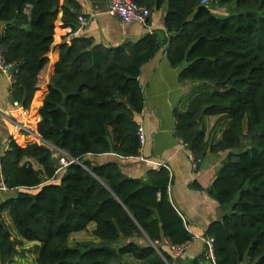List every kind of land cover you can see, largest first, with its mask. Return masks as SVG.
Masks as SVG:
<instances>
[{
  "label": "trees",
  "instance_id": "16d2710c",
  "mask_svg": "<svg viewBox=\"0 0 264 264\" xmlns=\"http://www.w3.org/2000/svg\"><path fill=\"white\" fill-rule=\"evenodd\" d=\"M134 1L152 12L167 3L164 40L154 30L106 46L75 36L76 0H0V46L19 68L11 96L24 110L39 106L30 118L45 141L19 144L12 138L0 155L9 189L18 190L0 203V264H9L25 241L40 244L37 264H132L126 256L175 264L170 245L193 241L172 200L168 169L150 170L146 183L126 177L116 162L86 158L140 153L135 116L146 101L140 75L164 46L171 66L182 67L180 81L204 84L185 113L174 112L178 136L199 163L229 150L209 190L230 208L205 233L214 239L216 264H264V0ZM230 4L228 15L215 10ZM58 23L65 34L49 79ZM46 84L40 104L37 93ZM210 116L218 119L207 133ZM49 143L80 163L56 173L58 158ZM91 223L102 245H70L73 234ZM206 250L205 244L191 264H212Z\"/></svg>",
  "mask_w": 264,
  "mask_h": 264
},
{
  "label": "crops",
  "instance_id": "0c3cea01",
  "mask_svg": "<svg viewBox=\"0 0 264 264\" xmlns=\"http://www.w3.org/2000/svg\"><path fill=\"white\" fill-rule=\"evenodd\" d=\"M76 2L79 5L78 8L76 10L71 8L76 14L77 32L75 36H89L93 37L97 43L106 46H118L127 41H137L150 32L148 27L140 23H123L110 14V0H76ZM167 8L166 3L160 9L154 7L152 12L153 30L157 31L161 40L168 36L164 26ZM80 14L88 18L87 25L84 26L79 23L78 15ZM4 27L5 22L0 20V36ZM64 34L65 30L58 23L54 49L51 53L50 71L53 70V65L58 58L56 47L61 43ZM165 47L143 65L140 75L146 101L143 111L137 114L135 119L145 128L146 143L137 156L142 155L147 161L137 156L124 157L115 152L98 156L88 155L86 158L98 164L116 162L126 177L140 178L146 183L150 182L148 175L150 170L162 168L155 163L170 166L172 180L169 191L172 200L183 217L189 222V230L194 234L193 241L187 244L184 253L176 256L174 261L175 264H191V261L205 250L202 237H206L205 233L208 226L212 222L222 219L230 211L229 207L221 205L209 193L229 154V150L209 153L199 163L197 170L193 168L192 153L185 143L181 142V138L177 134V120L174 112L185 113L193 98L203 90L204 84L196 81H180L179 75L182 67L174 68L171 66ZM50 75L48 76L49 79ZM11 88L12 85L6 75L0 72V155L9 148L12 138L16 142L22 138L25 142L29 140V136L15 127L17 122L25 123L32 129L36 128V122L34 121V124L30 122V110H24L12 99ZM46 89L47 84L38 96L40 103H42ZM217 119L218 116H210L205 119L207 133ZM220 136L221 131L217 138L219 139ZM55 156L57 155L55 154ZM17 192V189L0 192V203L16 196ZM122 243L124 241L113 243V245L118 246ZM125 258L132 264H149L147 261L136 260L131 256ZM241 264L253 263L246 259Z\"/></svg>",
  "mask_w": 264,
  "mask_h": 264
},
{
  "label": "built area",
  "instance_id": "2783aa9c",
  "mask_svg": "<svg viewBox=\"0 0 264 264\" xmlns=\"http://www.w3.org/2000/svg\"><path fill=\"white\" fill-rule=\"evenodd\" d=\"M203 3H208V1L204 0ZM109 12L113 16L117 17L123 23H140L148 27L150 29V32L154 31L153 30L154 23L152 21V10L149 7L139 4L134 0H110ZM78 21L81 25L84 26L87 25L89 22L88 18H86L82 14L78 15ZM0 72L6 75L11 85L17 82V77L19 74L18 63L7 61L4 55V49L1 46H0ZM16 104L20 105L18 102H16ZM15 125H16L15 127L19 131H23L27 136L33 137L35 141H38L39 143L45 142L38 135L36 129H32L28 127L25 123L17 122ZM138 137L140 141V150H141L146 143V132L144 126L141 123H138ZM181 142L184 143L183 139H181ZM49 146L61 153V155L58 157V166L56 173H59L60 171H62L64 168H66L72 163L75 162L80 163L79 160L70 157L65 151L55 147L50 143ZM137 157L142 160H146L142 155H139ZM191 160L193 163V168L197 170L199 166V160H197L193 154L191 155ZM155 164L159 167H164L169 171L171 170L170 166L167 164H163V163H155ZM8 190L9 187L6 183L3 164L0 161V192L8 191ZM202 239L207 246V250H206L207 259L210 260L212 264H216L215 256H214V239L207 237H202ZM165 243L168 245L170 244L167 240H165ZM170 247L172 249L174 256H180L186 250L187 244L178 245V246L170 245Z\"/></svg>",
  "mask_w": 264,
  "mask_h": 264
},
{
  "label": "rangeland",
  "instance_id": "374dc122",
  "mask_svg": "<svg viewBox=\"0 0 264 264\" xmlns=\"http://www.w3.org/2000/svg\"><path fill=\"white\" fill-rule=\"evenodd\" d=\"M216 12L220 15H228L230 13L233 12L234 10V4H230V5H224V6H219L215 8ZM52 73V71H49V75ZM38 95L41 94V90L37 93ZM43 101V99H42ZM42 104V103H40ZM39 107V106H38ZM32 105L30 108V113L33 114V112H37V108ZM34 118V117H33ZM30 121H32V123L34 124V121H36V119H30ZM208 131V130H207ZM30 140H34L33 137H28ZM24 139H18L17 142L21 143V144H25V140ZM240 151L242 150V148H239ZM54 153L57 155V158L61 155V153L57 150L54 149ZM6 219H8V217L6 216ZM95 228V223H91L89 225V229L85 232H80V233H75L73 234L71 240H70V245L74 246L76 245L77 242H85L88 243V247H95V246H101L102 245V241L99 240L93 233V229ZM9 229L18 237L20 238V236L18 235V233L16 232V230L14 229V227L12 225H9ZM106 245H109V242L105 243ZM115 245V244H114ZM39 251H40V244L39 243H32V242H23L19 248H18V254L16 255V257L9 263V264H37V259H38V255H39Z\"/></svg>",
  "mask_w": 264,
  "mask_h": 264
},
{
  "label": "water",
  "instance_id": "95a60500",
  "mask_svg": "<svg viewBox=\"0 0 264 264\" xmlns=\"http://www.w3.org/2000/svg\"><path fill=\"white\" fill-rule=\"evenodd\" d=\"M61 107H62V109H63L64 111H66V105H65V102L62 103ZM161 235H162V237H165V232H164V230L161 231Z\"/></svg>",
  "mask_w": 264,
  "mask_h": 264
}]
</instances>
